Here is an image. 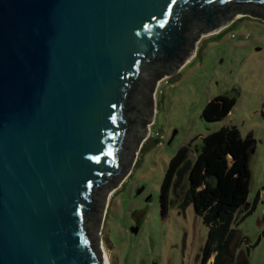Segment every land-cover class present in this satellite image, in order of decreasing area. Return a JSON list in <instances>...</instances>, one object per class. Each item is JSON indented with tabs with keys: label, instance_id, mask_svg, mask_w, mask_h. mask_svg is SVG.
<instances>
[{
	"label": "water",
	"instance_id": "water-1",
	"mask_svg": "<svg viewBox=\"0 0 264 264\" xmlns=\"http://www.w3.org/2000/svg\"><path fill=\"white\" fill-rule=\"evenodd\" d=\"M242 15L264 0H0V264H105L160 81Z\"/></svg>",
	"mask_w": 264,
	"mask_h": 264
},
{
	"label": "rangeland",
	"instance_id": "rangeland-1",
	"mask_svg": "<svg viewBox=\"0 0 264 264\" xmlns=\"http://www.w3.org/2000/svg\"><path fill=\"white\" fill-rule=\"evenodd\" d=\"M223 94L235 96L236 104L221 120L207 121L206 104ZM155 99L150 134L110 195L99 229L103 255L105 250L110 264H203L207 225L192 203L180 206L183 184L177 191L172 187L163 212L162 185L179 149L191 144L194 161L204 136L236 126L256 143L248 195L253 210L233 224L238 233L233 245L239 243L231 264H264V22L242 15L204 36L194 58L160 81Z\"/></svg>",
	"mask_w": 264,
	"mask_h": 264
},
{
	"label": "trees",
	"instance_id": "trees-1",
	"mask_svg": "<svg viewBox=\"0 0 264 264\" xmlns=\"http://www.w3.org/2000/svg\"><path fill=\"white\" fill-rule=\"evenodd\" d=\"M235 104V96L219 95L206 104L203 117L207 121L221 120ZM255 143L250 135L243 138L236 126H224L203 137L194 161L189 158L191 144L179 149L171 159L162 185L163 212L167 210L172 187L177 191L183 184L185 191L180 206L192 203L195 213L208 227L203 264H207L213 255L212 264H231L235 261L239 240L233 245L238 234L233 224L253 210L248 195L250 158L255 151Z\"/></svg>",
	"mask_w": 264,
	"mask_h": 264
},
{
	"label": "bare ground",
	"instance_id": "bare-ground-1",
	"mask_svg": "<svg viewBox=\"0 0 264 264\" xmlns=\"http://www.w3.org/2000/svg\"><path fill=\"white\" fill-rule=\"evenodd\" d=\"M110 195H111V193H110ZM104 257H105V264H109V257L107 255V253L105 252V250H104Z\"/></svg>",
	"mask_w": 264,
	"mask_h": 264
},
{
	"label": "crops",
	"instance_id": "crops-1",
	"mask_svg": "<svg viewBox=\"0 0 264 264\" xmlns=\"http://www.w3.org/2000/svg\"><path fill=\"white\" fill-rule=\"evenodd\" d=\"M193 58H194V57H193ZM193 58H192V59H193ZM192 59H191V60H192ZM191 60H190V61H191ZM190 61H189V62H190ZM213 260H214V255L210 258V262H213Z\"/></svg>",
	"mask_w": 264,
	"mask_h": 264
},
{
	"label": "flooded vegetation",
	"instance_id": "flooded-vegetation-1",
	"mask_svg": "<svg viewBox=\"0 0 264 264\" xmlns=\"http://www.w3.org/2000/svg\"><path fill=\"white\" fill-rule=\"evenodd\" d=\"M109 264H110V260H109Z\"/></svg>",
	"mask_w": 264,
	"mask_h": 264
}]
</instances>
